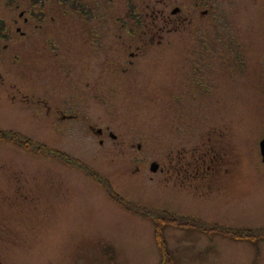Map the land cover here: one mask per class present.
<instances>
[{"label": "rangeland", "instance_id": "obj_1", "mask_svg": "<svg viewBox=\"0 0 264 264\" xmlns=\"http://www.w3.org/2000/svg\"><path fill=\"white\" fill-rule=\"evenodd\" d=\"M206 8L204 25L191 18L183 31L144 50L137 81L113 97V124L134 139L145 137L139 153L161 163L182 149L194 158L219 154L236 171L226 178L235 199L201 204L161 191L155 176L152 182L140 174L126 181V147L96 154L73 131L58 148L82 161L95 153L94 170L130 203L174 214L196 211L211 223L261 231L264 0H211ZM77 173L0 145V264H252L256 252V264H264V241L173 226L163 228L167 260L151 221L113 203ZM16 191L23 198L18 207L11 202Z\"/></svg>", "mask_w": 264, "mask_h": 264}, {"label": "flooded vegetation", "instance_id": "obj_2", "mask_svg": "<svg viewBox=\"0 0 264 264\" xmlns=\"http://www.w3.org/2000/svg\"><path fill=\"white\" fill-rule=\"evenodd\" d=\"M210 1L0 0V129L19 133L12 138L21 142L57 148L73 131L96 154L126 147L128 178L152 180L147 165L156 163V183L172 182L180 191L235 176L219 154L194 158L182 149L166 155V163H147L138 152L146 138L134 139L113 124V97L123 84L137 81L144 50L183 31L191 18L204 25ZM16 194L11 202L18 207L23 198Z\"/></svg>", "mask_w": 264, "mask_h": 264}, {"label": "trees", "instance_id": "obj_3", "mask_svg": "<svg viewBox=\"0 0 264 264\" xmlns=\"http://www.w3.org/2000/svg\"><path fill=\"white\" fill-rule=\"evenodd\" d=\"M63 162H66L68 164H71L81 170H83L85 173L89 174V170L85 168L83 165L79 164L75 160H70L69 158L65 157H59ZM103 186L107 190L108 193H110L109 188L107 184L102 181ZM127 209L140 214L143 217L150 218L155 222V231H154V237L155 242L159 248V251L163 257H167V253L165 250V244L164 240L161 234V227L164 224H169L172 226H178V227H194L197 229H200L202 231H216L220 234L227 235L231 237L232 239L236 241H242V240H248V241H254L255 239L259 237H264V229L263 230H241V229H231L224 226H218L214 224H206L202 223L200 221H196L193 219H181L177 218L174 215L166 214L164 212H158L154 210H148L139 206H133L128 204H123Z\"/></svg>", "mask_w": 264, "mask_h": 264}, {"label": "water", "instance_id": "obj_4", "mask_svg": "<svg viewBox=\"0 0 264 264\" xmlns=\"http://www.w3.org/2000/svg\"><path fill=\"white\" fill-rule=\"evenodd\" d=\"M259 146H260V153H261V156H262V161L264 162V139H262L260 141Z\"/></svg>", "mask_w": 264, "mask_h": 264}]
</instances>
